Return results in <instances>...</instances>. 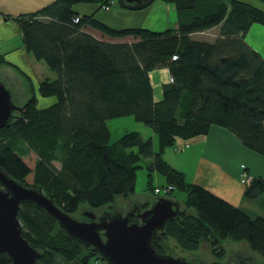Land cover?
Instances as JSON below:
<instances>
[{
  "label": "trees",
  "instance_id": "obj_1",
  "mask_svg": "<svg viewBox=\"0 0 264 264\" xmlns=\"http://www.w3.org/2000/svg\"><path fill=\"white\" fill-rule=\"evenodd\" d=\"M81 1L99 8L112 0H51L15 16L1 12L21 29L26 51L54 72L55 78L40 81L38 94L56 101L39 107L32 93L12 124L0 128V166L74 214L81 204L100 209L114 205L119 196L133 195L137 169L146 159L151 192L152 171L173 190L185 192L186 215L167 222L163 243L173 239L182 250L193 251L207 241L221 259L225 239L245 241L264 256V217H251L187 182L182 171L162 158L177 139L204 135L213 124L264 156V58L244 40L251 24H264V10L242 0H174L178 28L154 31L113 28L92 13L76 11L74 5ZM217 25L212 41L191 36ZM162 67L173 81L163 85V97L155 101L149 71ZM126 115L151 127L158 136L156 149L152 138L143 139L138 131L111 141L107 121ZM30 154L33 162L27 160ZM53 161H59L58 168ZM244 195L260 196L264 205V177L251 178ZM17 217L24 238L42 253L35 264H56V254L75 264L99 262L95 252L69 238L41 207L23 203ZM163 243H154L159 253L168 252ZM0 264H9L3 252Z\"/></svg>",
  "mask_w": 264,
  "mask_h": 264
},
{
  "label": "water",
  "instance_id": "obj_2",
  "mask_svg": "<svg viewBox=\"0 0 264 264\" xmlns=\"http://www.w3.org/2000/svg\"><path fill=\"white\" fill-rule=\"evenodd\" d=\"M128 8H138L151 0H121ZM22 110L14 88L0 76V128L9 127ZM41 207L72 240L96 253L102 264H206L197 258H183L162 242L167 222L182 218L186 209L178 200L158 196L146 208L137 201L127 210L114 205L100 209H80L67 213L34 186L15 179L0 166V252L9 264H35L42 253L23 236L17 217L21 204ZM155 242L168 252L159 253Z\"/></svg>",
  "mask_w": 264,
  "mask_h": 264
},
{
  "label": "crops",
  "instance_id": "obj_3",
  "mask_svg": "<svg viewBox=\"0 0 264 264\" xmlns=\"http://www.w3.org/2000/svg\"><path fill=\"white\" fill-rule=\"evenodd\" d=\"M244 1L252 2V4L263 8L260 0ZM85 4L89 6L83 7L84 11H80L78 8L76 11L80 14L92 13L97 19L107 22L105 18L98 15L99 8L96 3L85 2ZM23 12L27 11L19 13ZM7 13L12 16L19 14L12 11H7ZM218 29L217 25L205 31L195 32L191 36L206 34L210 37L207 40L212 41L217 36ZM244 40L264 58V24H251ZM0 55L5 60L0 64V72L4 73V77L12 82L18 98L20 96L27 98L34 93L39 107L49 106L56 101L54 96L41 97L38 94L40 81L44 78H55L54 72L42 60L35 59L26 51L22 42L21 29L14 20L5 19L4 16L0 17ZM168 75L169 71L166 67L149 71L155 101L162 99L163 85L168 83ZM39 102L42 105H39ZM162 158L173 168L182 171L187 182L206 188L239 207L251 217H264L262 198L260 196L252 199L247 198L244 195L245 184L240 180L242 173H247L251 178L264 177V156L243 145L240 138L226 127L213 124L204 135L194 137L187 142L176 141L172 147H166L163 150ZM153 173L159 174L157 171H152L150 179ZM162 177L166 183L165 177ZM170 198L178 200L175 197ZM151 199L150 196L141 195L134 201L149 204ZM131 200L123 198V202H127V204L120 208L128 209ZM184 200L185 196L183 200H178L182 207H184ZM187 212L193 213L194 209L188 208ZM205 242L208 244L207 241ZM246 245L248 246L247 243ZM175 246H177L176 242ZM55 262L56 264H75L74 261H67L58 254L55 255Z\"/></svg>",
  "mask_w": 264,
  "mask_h": 264
},
{
  "label": "rangeland",
  "instance_id": "obj_4",
  "mask_svg": "<svg viewBox=\"0 0 264 264\" xmlns=\"http://www.w3.org/2000/svg\"><path fill=\"white\" fill-rule=\"evenodd\" d=\"M47 1L48 0H0V17L3 16L1 12L7 13V11H12L19 13L20 11H33L43 5H46L51 0L48 2ZM259 2L263 6L262 9L264 10V2ZM85 6L88 7L89 5H86L84 1H81L76 3L74 8L75 10L79 9L80 11H84L83 7ZM97 13L101 17L105 18V21L107 22L102 20L99 21L113 28L136 27L148 28L154 31H162L167 28H178V11L176 2L174 0H151L148 4L138 8H128L124 6L121 0H112V3L107 9L104 7H99ZM193 38L209 39L210 37L206 34H197ZM4 75V73L2 74V72H0V76L2 78H5ZM7 82L14 88L10 80H7ZM25 98L23 96L18 98L17 96L18 104H22L26 100ZM39 105L42 104L39 102ZM107 124L110 130L111 141L116 140L127 131H138L143 139L151 137L154 148L156 149L158 147L157 134L145 123L135 120L132 115L111 118L107 121ZM180 140V138L177 139V141ZM173 145L168 147H172ZM34 158V154H30L27 160L29 162H33ZM147 162L148 161L146 159H143L140 163L141 167L137 169L135 192L133 195L128 197L132 199L131 202L134 201L136 197L141 195L150 196L152 199L158 196H164L163 192L155 195L147 188L146 182L149 178ZM53 165L58 168L60 163L59 161H53ZM150 180L151 184L154 186L161 187L162 185L166 184L164 182V178L157 173H153ZM184 196L185 193L178 189L173 190L169 194V197H175L178 200H183ZM126 204L127 202H123V197L119 196L116 198L114 206L121 210H127V208H120ZM86 207V204H81L79 206V210H82ZM79 210L75 212L74 215H77ZM168 244L174 250L175 255L187 259L197 258L206 264H264V256L252 251L244 241L225 239L223 242L225 255L221 259L216 258L211 253L210 246L205 241H202L199 247L193 251L182 250L178 246H175V241L173 239H169ZM99 263H101L100 260ZM91 264L96 263L92 261Z\"/></svg>",
  "mask_w": 264,
  "mask_h": 264
},
{
  "label": "built area",
  "instance_id": "obj_5",
  "mask_svg": "<svg viewBox=\"0 0 264 264\" xmlns=\"http://www.w3.org/2000/svg\"><path fill=\"white\" fill-rule=\"evenodd\" d=\"M111 3H112V1H111ZM105 9H107L108 8V5H104L103 6ZM176 55H173L172 56V59H176ZM173 81V78H172V76L169 74L168 75V82H172ZM241 182L242 183H244L245 185H247L249 182H250V180H251V177H249L248 175H247V173H242V175H241ZM171 191H173V186L172 185H168V184H164V185H162L161 187H159V186H155L154 187V189H153V194H155V195H158V194H160L161 192H163V194H164V196H169V194H170V192ZM96 264H100L99 262H97Z\"/></svg>",
  "mask_w": 264,
  "mask_h": 264
}]
</instances>
